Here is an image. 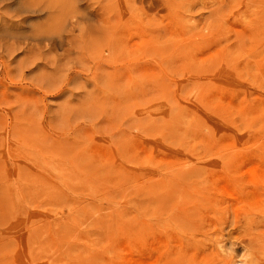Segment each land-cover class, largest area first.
I'll use <instances>...</instances> for the list:
<instances>
[{"label": "rangeland", "instance_id": "1", "mask_svg": "<svg viewBox=\"0 0 264 264\" xmlns=\"http://www.w3.org/2000/svg\"><path fill=\"white\" fill-rule=\"evenodd\" d=\"M0 264H264V0H0Z\"/></svg>", "mask_w": 264, "mask_h": 264}, {"label": "bare ground", "instance_id": "2", "mask_svg": "<svg viewBox=\"0 0 264 264\" xmlns=\"http://www.w3.org/2000/svg\"><path fill=\"white\" fill-rule=\"evenodd\" d=\"M159 192V191H158ZM157 193V192H156ZM155 195V194H154Z\"/></svg>", "mask_w": 264, "mask_h": 264}]
</instances>
